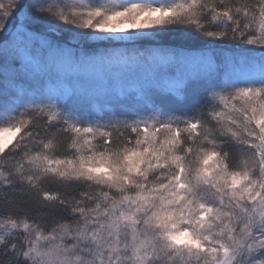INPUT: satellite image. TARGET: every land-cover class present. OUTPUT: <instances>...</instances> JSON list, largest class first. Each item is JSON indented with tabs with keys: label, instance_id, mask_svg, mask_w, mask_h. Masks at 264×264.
I'll list each match as a JSON object with an SVG mask.
<instances>
[{
	"label": "snow or ice",
	"instance_id": "snow-or-ice-1",
	"mask_svg": "<svg viewBox=\"0 0 264 264\" xmlns=\"http://www.w3.org/2000/svg\"><path fill=\"white\" fill-rule=\"evenodd\" d=\"M0 264H264V0H0Z\"/></svg>",
	"mask_w": 264,
	"mask_h": 264
}]
</instances>
